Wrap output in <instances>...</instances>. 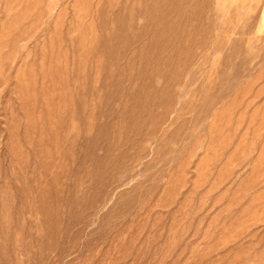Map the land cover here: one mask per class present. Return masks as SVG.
<instances>
[{"label":"rangeland","instance_id":"1","mask_svg":"<svg viewBox=\"0 0 264 264\" xmlns=\"http://www.w3.org/2000/svg\"><path fill=\"white\" fill-rule=\"evenodd\" d=\"M0 264H264V0H0Z\"/></svg>","mask_w":264,"mask_h":264}]
</instances>
